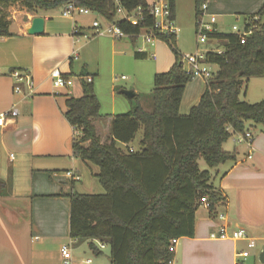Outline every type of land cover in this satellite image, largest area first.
<instances>
[{"label": "trees", "instance_id": "trees-1", "mask_svg": "<svg viewBox=\"0 0 264 264\" xmlns=\"http://www.w3.org/2000/svg\"><path fill=\"white\" fill-rule=\"evenodd\" d=\"M175 1L169 0L174 21ZM205 1L196 0L197 17ZM15 4L31 14L74 4L115 23L134 44L146 30L171 48L175 64L155 75L154 89L146 96L152 110H145L144 96L136 95L130 100V112L111 117L105 142L95 126L104 117L93 82L82 81L81 97L68 96L65 113L76 132L74 156L99 167L97 178L105 189V194L70 196V237L89 241L97 255L101 251L94 241L109 245L110 264H169L175 257L170 250L172 240L194 237L201 200H209L212 215L225 201L221 190L213 186L211 172L202 171L199 162L205 161L210 169L235 162V155L226 152L224 145L234 134H245L249 124L264 126V100L255 104L241 100L250 79L264 78V6L246 22L245 27L253 32L244 43L234 33L209 35L223 47L221 54L207 53V63L216 65L218 71L206 81L199 104L182 116L184 93L194 77L184 68L176 33L154 30L147 0H0V38L14 36L3 9ZM118 8L128 14L142 8L143 20L137 26L117 20ZM135 56L146 57L141 52ZM141 128L139 152L117 146L131 144ZM5 193L6 184L0 180V198Z\"/></svg>", "mask_w": 264, "mask_h": 264}, {"label": "crops", "instance_id": "crops-1", "mask_svg": "<svg viewBox=\"0 0 264 264\" xmlns=\"http://www.w3.org/2000/svg\"><path fill=\"white\" fill-rule=\"evenodd\" d=\"M263 6L264 0H208L206 12L202 14L200 8L197 17L195 0L194 11L198 24L203 22L218 33H225L226 28L240 19L246 24ZM64 10L65 7L27 13L21 20L11 23L13 37L0 38V114L12 110L18 112L6 127H0V180L6 184V193L0 198V264H61V248L80 243L70 237V196L90 194L98 185L99 167L74 156L72 143L76 132L65 117L68 96L81 97L82 93L75 96L69 87L59 92L51 77L52 72L59 69L70 81L75 78L71 68L80 58L77 44L84 36L81 28H86L79 23L86 15L67 17L63 15ZM175 15L177 20L180 15L177 0ZM37 17L45 20L44 33L29 35L27 31ZM76 27L81 31L77 38L74 35ZM92 28L95 29L93 25ZM93 36L100 37L102 46L110 49L112 63L114 56L125 55L122 50L130 48L129 44L120 41L123 38L97 32ZM96 43L95 39L82 51ZM151 45L155 47V44ZM138 52L146 55L138 60L148 58L149 51L140 49ZM151 57L154 62L146 71L151 81L156 74L168 72L175 64V58L163 53L153 52ZM87 69L85 65L81 75L76 77L81 88L82 81L87 82V78H92L94 84L100 73L99 66L92 67L94 73ZM13 72L30 77L32 93L28 88L22 94L14 92ZM206 84L205 81V85H187L180 107L182 116L189 115L199 104ZM95 94L100 101L99 86ZM111 96L114 101V92ZM119 110L122 111L113 106L107 115L100 110L101 115L108 118L105 122L107 131H110L112 116L120 115L119 112L126 114L123 102L119 103ZM100 121H95L97 133L98 126L102 125ZM248 127L247 132L253 135L252 144L243 139L245 134H234L224 145V150L234 154L236 161L220 165L211 173L213 186L221 190L225 201L216 207L213 215L205 206L198 209L194 237L179 239L173 264H237L238 261L254 264L253 251L259 249V243L264 252V132L257 135L258 126L249 124ZM222 227L229 233L243 230L256 241V248L248 259L238 258V254L247 249L246 241L211 238Z\"/></svg>", "mask_w": 264, "mask_h": 264}, {"label": "rangeland", "instance_id": "rangeland-1", "mask_svg": "<svg viewBox=\"0 0 264 264\" xmlns=\"http://www.w3.org/2000/svg\"><path fill=\"white\" fill-rule=\"evenodd\" d=\"M149 3H153V0H148ZM180 9V15L177 17V20L174 21V25L176 28L177 35V48L182 55V61L184 68L189 70V65L187 62V58L191 55H195L198 52L208 53L212 50H223L222 46H219L218 43L214 40L208 39L206 44L199 43V35L197 33V24L198 20L195 16V0H177ZM4 14L7 16L8 20L12 22H16L17 20H21L28 13L27 10L21 4H15L12 6H8L3 9ZM124 15L118 14L117 20L123 19ZM82 22H79L82 25H85V29L78 27L83 30L84 36L80 37V42L77 44V49H80L79 55L80 58L78 61L73 63L71 71L74 73L75 78L71 80V84L69 86V91H71L75 96L80 95L82 93V88L80 81L78 78L83 72L85 65L88 66V72L94 73L95 71L92 69L93 66H99L100 73L95 77L94 88L100 87V102H101V112L103 115H107L111 113L113 106L117 111L119 110V103L123 102L125 104L126 112L128 113L132 109L131 101L123 94L124 91H132L137 95L144 96L141 103L145 110L151 111L152 105L151 100H148L146 96L151 93L154 87V80L151 81L149 79L148 73L146 72L149 68V65L154 62V59L151 57V54L154 52L157 55H161V53L166 54L170 58H175L171 48L163 41L155 40L153 47L151 44H148L145 39V33L140 35L136 44H134L131 38H123L120 40L125 44H129V49H123L125 51V55L117 54L114 56V63H112V54L110 49H106L102 46L100 37H94L93 35L97 32L92 28V25L95 20L99 22L103 30L112 26V23L105 20L98 13L94 12L90 15L83 16L81 18ZM235 26L242 29L245 24L242 19L239 22H234ZM233 25L231 27L226 28V34L233 33ZM91 27V29H88ZM108 36V35H107ZM87 37V38H85ZM97 40V43L93 47H88L84 51L82 49L86 47L87 44ZM93 40V41H92ZM99 40V41H98ZM119 41V40H118ZM159 46V49H158ZM140 49L149 51L148 58L145 60H138L135 58V52H138ZM85 64V65H84ZM93 65V66H92ZM211 69L216 73L218 71V67L216 65H211ZM124 76V80L121 77ZM116 78L118 80H116ZM264 82V78H254L252 79L247 86L246 94L243 93L241 95V100L255 104L264 100V94L262 93V85ZM16 83V82H15ZM205 85V80L200 77H195L189 84L192 85ZM114 85V86H113ZM112 87V88H111ZM62 90V89H61ZM60 92V90H58ZM63 91V90H62ZM68 91V93H69ZM114 92V101L111 93ZM114 102V103H113ZM123 114V112H119ZM107 116L101 119V124L98 126V133L101 135L102 139L106 141V139L110 136V131L105 129V122L107 120ZM264 132V126H258V130H256L255 134H260ZM144 131L141 128L134 141L128 146L119 143V147L124 151H127L128 148L133 149L135 152H139L141 150V142L143 140ZM128 147V148H127ZM200 169L202 171H210L212 174L216 171L215 169H210L205 161L201 160L199 162ZM98 180V179H97ZM98 185L96 188L90 192L93 195L105 194V189L100 184L99 180L97 181ZM101 242L94 241V245L100 248L101 254L97 255L90 247L89 241H84L77 243L72 246L73 248V257L74 259H78V262L75 264H83L84 261L90 260L92 264H110V252L111 248L109 245H105L104 249L101 248ZM262 243H259V249L253 251L252 259L255 261L254 264H263L260 261L261 247ZM252 251V250H251ZM244 264H247L246 262Z\"/></svg>", "mask_w": 264, "mask_h": 264}, {"label": "built area", "instance_id": "built-area-1", "mask_svg": "<svg viewBox=\"0 0 264 264\" xmlns=\"http://www.w3.org/2000/svg\"><path fill=\"white\" fill-rule=\"evenodd\" d=\"M208 8V0L203 2L201 5V12L204 14ZM93 11L77 7L74 4H67L65 6V10L63 12L64 16L73 17L76 14L81 15H88ZM117 14L124 15L123 19L129 21L132 25L137 26L143 20V10L142 8H138L132 14H128L122 8H118ZM150 15L155 19V27L154 30L157 32L167 35V34H174L176 33V28L174 25V20L171 18V7L169 0H155L153 4L150 5ZM197 33L199 35V43L206 44L209 35L216 33L217 30L210 25L204 24L200 22L198 24ZM94 28L97 30L99 35H109L116 39H121L127 37V35L115 24L112 23V26L103 30L101 25L98 21L93 23ZM233 33L236 34L242 41L245 42L246 38L250 36L253 32V29H247L245 26L240 29L237 26H234ZM145 33V39L148 44H153L157 38L154 36L153 31H143L142 34ZM141 34V35H142ZM74 35L76 38L81 35V31L78 27L75 28ZM221 54L222 52H217ZM187 62L189 65V70H187L193 77H200L203 78L205 81L211 80L215 76V72L211 69V64L207 63V53L198 52L195 55H191L187 58ZM11 76L15 79L16 85L14 88V92L16 94L25 93V88L29 89V92L32 93L33 86L32 81L28 75H23L20 72H13ZM51 77L54 82V87L57 90L67 89L71 81L59 70L56 69L52 72ZM125 79V78H123ZM93 81L92 78H87V82L91 83ZM18 112L16 110H12L6 114H0V127H6L8 123H10L16 116ZM244 140H246L249 144L253 142V135L250 132H246L244 135ZM133 151V150H132ZM13 157V156H12ZM252 158V153L249 155V159ZM201 206H205L207 209H210L211 204L207 198H203L201 200ZM223 219V216L221 217ZM212 239L215 240H234V241H246L247 242V249L243 250L238 254V258L246 260L251 255V250L256 248V241L250 239L245 231L243 230H236L229 233L225 227H222L217 234L211 235ZM179 239H173L171 242L170 250L176 252V247L178 245ZM106 246L101 244V248L104 249ZM61 257L62 262L61 264H75V259L73 257V248L72 244L64 245L61 248ZM84 264H92L90 260L84 262ZM169 264H173L171 261ZM237 264H243L242 261H238Z\"/></svg>", "mask_w": 264, "mask_h": 264}, {"label": "water", "instance_id": "water-1", "mask_svg": "<svg viewBox=\"0 0 264 264\" xmlns=\"http://www.w3.org/2000/svg\"><path fill=\"white\" fill-rule=\"evenodd\" d=\"M45 20L43 18H34L31 24V28L28 29L29 35H41L44 33ZM123 94L129 99L133 100L136 97V93L132 91H124ZM260 261L264 264V252L260 254Z\"/></svg>", "mask_w": 264, "mask_h": 264}]
</instances>
